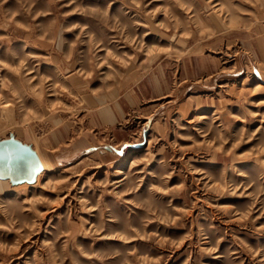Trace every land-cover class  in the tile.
Segmentation results:
<instances>
[{
    "label": "rangeland",
    "instance_id": "rangeland-1",
    "mask_svg": "<svg viewBox=\"0 0 264 264\" xmlns=\"http://www.w3.org/2000/svg\"><path fill=\"white\" fill-rule=\"evenodd\" d=\"M10 134L0 264H264V0H0Z\"/></svg>",
    "mask_w": 264,
    "mask_h": 264
},
{
    "label": "water",
    "instance_id": "water-1",
    "mask_svg": "<svg viewBox=\"0 0 264 264\" xmlns=\"http://www.w3.org/2000/svg\"><path fill=\"white\" fill-rule=\"evenodd\" d=\"M36 151L26 142L10 134L0 140V178L12 184L33 183L41 170Z\"/></svg>",
    "mask_w": 264,
    "mask_h": 264
},
{
    "label": "bare ground",
    "instance_id": "bare-ground-1",
    "mask_svg": "<svg viewBox=\"0 0 264 264\" xmlns=\"http://www.w3.org/2000/svg\"><path fill=\"white\" fill-rule=\"evenodd\" d=\"M35 150V149H34ZM36 151V153H37V155H38V158H39V160H40V163H41V168H42V173H43V171L44 170H48V169H50V165H49V163L48 162H46V161H44L43 159H42V157L40 156V154H39V151H37V150H35ZM42 173H40V174H42ZM0 180H2L3 181V179H0ZM5 180V179H4ZM22 184V183H21ZM5 183L3 184V183H0V188H5ZM9 185V184H8ZM13 185V184H12Z\"/></svg>",
    "mask_w": 264,
    "mask_h": 264
}]
</instances>
